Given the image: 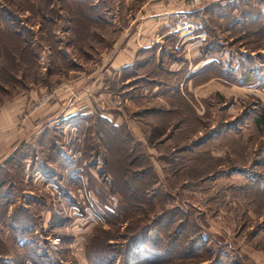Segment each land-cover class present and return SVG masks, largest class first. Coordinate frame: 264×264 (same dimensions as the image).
Returning a JSON list of instances; mask_svg holds the SVG:
<instances>
[{
  "label": "rangeland",
  "instance_id": "rangeland-1",
  "mask_svg": "<svg viewBox=\"0 0 264 264\" xmlns=\"http://www.w3.org/2000/svg\"><path fill=\"white\" fill-rule=\"evenodd\" d=\"M87 2L95 4L94 22L69 0H0V107L42 86L20 121L52 86L72 95L80 73L79 87L110 77V46L126 28L133 32L144 0ZM232 2L194 22L210 58L194 82L216 80L202 95L197 84L158 73L159 94L170 91L169 98L148 99L155 95L143 81L149 66L110 87L122 92L115 106L108 97L82 120L41 123L0 159V264H90L88 249L99 264H128L134 255L133 264H264V0ZM17 28L21 39L13 37ZM174 46L161 47L170 54L162 68L182 56ZM168 105L159 116L144 113ZM118 110L131 135L101 115ZM114 137L120 148L110 145Z\"/></svg>",
  "mask_w": 264,
  "mask_h": 264
},
{
  "label": "crops",
  "instance_id": "crops-1",
  "mask_svg": "<svg viewBox=\"0 0 264 264\" xmlns=\"http://www.w3.org/2000/svg\"><path fill=\"white\" fill-rule=\"evenodd\" d=\"M226 1L228 0H201L200 4L193 5L191 4V0H144L142 6H140L133 17V21L136 23L133 32L130 30L128 31V28H126L125 31L121 33V37H123L121 41L117 39V43L110 46V56L107 59V63L105 64L104 62L105 73L107 76L110 75L108 78L118 79L120 82L121 76H123L122 79L126 82L131 74L126 73L123 75L122 73V75H120L118 70L121 72L126 67L132 66L135 63L137 70L147 68L150 66V62H147L149 59L145 58L142 62L140 60H142L141 58H143L144 55L150 53L152 49H154L155 53L154 60L163 65L167 61L166 56L170 54L166 50L162 51L161 47L170 41L171 43L175 42L176 46L174 47L181 49L183 58L181 57L178 59L172 57L167 67L163 66L166 70L165 74L170 76L172 73L176 78V73L185 69L181 76V83H186L192 88H194V84H197L198 88H201L199 94L208 90L206 84L209 85L210 81L216 80H211L210 77L204 80L203 77L194 82L195 77L192 75L190 76L192 71L197 70L210 59L205 56L204 52L205 46H203L202 43L204 34L196 31L198 29H195L194 22L203 17V12H207V7L210 4H215L216 2L223 4ZM201 48L202 52H200ZM158 49H160L159 52ZM140 65L143 67L138 68ZM79 77H82V73L74 76L76 81L74 83L75 88L72 95L61 93L60 91L62 90L59 89L52 92V86V88L49 89L51 93L49 98L37 108L32 109L29 112L30 114L28 113L29 115L27 114L22 117L21 121L19 119L20 109L23 108V106L27 108L31 105V100L35 97L38 90L42 89V86L38 89L31 88L30 91H26L19 98H15L16 101L13 100L0 107V159L8 154L23 136H28L35 132V130L40 127L41 123H55L57 119H63L73 114L84 115L91 113V110H95V107L100 109L99 103L102 105L103 103L101 100L107 99L108 97L112 99L109 103L115 106V98L120 97V94H122V92H115L114 89L110 88L111 85L108 82V78H100L97 82L94 80L89 82L87 80L85 86L79 87ZM148 78L150 79L148 81L152 82L151 77L146 76V79ZM192 83L193 86L191 85ZM218 83L223 85L221 81ZM138 86L140 88L141 84ZM160 86L161 84L159 82H154L150 90L154 91L153 93H155L154 96L156 98L164 101V96L159 94ZM78 87L79 91H77ZM93 87L96 88L95 91H93L95 95L93 96L94 101L89 97ZM125 91L123 90V92ZM149 92L150 91H148L147 96H151L152 93ZM191 92L195 94V91L191 90ZM142 93L145 94L143 91ZM111 107L110 109H113ZM85 108H87V110ZM104 113L107 116L113 115L111 112L107 111ZM122 114L123 112H118L117 120L120 119ZM62 155H64L63 152ZM73 241L76 244L79 243V240Z\"/></svg>",
  "mask_w": 264,
  "mask_h": 264
},
{
  "label": "trees",
  "instance_id": "trees-1",
  "mask_svg": "<svg viewBox=\"0 0 264 264\" xmlns=\"http://www.w3.org/2000/svg\"><path fill=\"white\" fill-rule=\"evenodd\" d=\"M70 1V3H75L76 5L77 4H81V7L79 8V11H78V14H80V16L82 17V18H85V19H87V20H89V21H91V22H94V19L96 18V14L95 15H93V13L90 11V10H92V7L95 5V4H91L90 2H87V0H69ZM223 4H225V5H233V2H232V0L228 3V2H225V3H223ZM223 4H219V3H215V4H210L208 7H207V12H212V13H214V14H219V9H220V7H222L223 6V9H225L226 10V6L224 7V5ZM217 6V7H216ZM77 8H78V6H76ZM214 7H216V8H214ZM246 13H248L249 14V12L248 11H244V14H246ZM12 24V23H11ZM0 31H2V29H0ZM4 32H6V31H4ZM77 33V32H76ZM12 34H15V36H13V37H15L16 39H18V37L21 39V33L19 32V29L17 28V30L16 29H14L13 31H12ZM77 36H79V35H82V31L81 32H79L78 34H76ZM16 43H17V41H16ZM18 43H19V41H18ZM17 43V44H18ZM13 45V44H12ZM10 55H11V60L13 61H16L18 58H19V53H18V50H14L13 48H12V50H10ZM172 57H176V58H178V59H180L181 57L183 58V56H172ZM147 58L149 59V61H147L148 63L150 62V66H151V69L152 68H154V70H151V71H149L148 72V77H151V80H152V82L151 81H148V80H150L149 78L148 79H146V77H144L143 78V81H146L147 83H154V82H159L161 85H165V84H163L161 81L162 80H160V79H158L159 78V76H158V73H160L159 75H161V74H165L166 73V70L164 69V68H161V63H159V62H157V61H155L154 59H155V53H154V49H152L151 50V52L150 53H148L147 54ZM141 62H142V60H140ZM144 61V60H143ZM208 62V61H207ZM207 62L204 64V65H201L197 70H194V71H192L191 73H190V76L192 75L193 77H195V79L197 78V77H199L200 76V74L201 73H203L204 72V70H209V66H208V64H207ZM136 64V63H135ZM132 65V66H128V67H126L124 70H123V75L124 74H126V73H130V74H132V73H134V72H136V71H138L137 69H136V65ZM149 67V66H148ZM147 67V68H148ZM185 70V69H184ZM184 70H181L180 72H178V73H176L177 74V76L176 77H178L179 76V80H180V78H181V76H182V74H183V72H184ZM220 70V69H219ZM197 76V77H196ZM205 76V75H204ZM204 76H202V77H200V79H202ZM139 77H141V75L139 76ZM199 79V78H198ZM108 82L110 83V85H112L111 87L112 88H114L115 89V87H116V83L118 84L119 83V81H118V79H110V78H108ZM141 84V83H140ZM165 94L163 95L164 96V98H165V100H167V98H169V93H170V91H167V92H164ZM133 96H138L139 98H141L142 96L141 95H139L138 93H136V94H132ZM154 96V95H153ZM148 99H153V100H155V101H161V100H159L158 98H156L155 96L153 97V98H148ZM170 106L168 105V107H166V108H160V107H157V106H154V107H145V111L146 112H144V113H146V114H150V113H152V114H155V116H159V114H160V112L161 113H164L166 110H172L173 108H169ZM92 113H88V114H84V115H80V114H73V115H75V117H80L79 119L80 120H82V119H84V117L85 116H90ZM73 115H71V116H73ZM101 115H103V117L107 120V121H110V123L112 124V126H113V128L114 129H118L119 127H123V129H126V131L128 132V135L130 134L131 135V131L128 129V125H127V123L124 121V119H122V118H120L119 120H117V118L116 117H114V115H111V116H107V115H105V114H101ZM64 119V118H63ZM78 119V124H81L82 122H80V120ZM215 134H218V132H212V133H209L208 135H207V137H206V139L207 138H210L211 136H213V135H215ZM129 139V136H127V139H123V142H122V144H123V147H124V145L126 146V142H127V147H128V143L130 142V140H128ZM202 139V138H201ZM199 140L196 144H200V143H202V142H204V140ZM41 144H43L42 142H40ZM109 143H110V145H112L113 147L115 146V147H118V148H120V146H118V144H120L119 143V141H117L116 140V138L114 137L113 138V140L112 141H109ZM40 144V145H41ZM52 148V149H54V151L55 152H57V155L59 156L60 155V149H59V147L54 143V142H51V143H49V148ZM122 147V146H121ZM16 151V149H14V151L13 152H15ZM112 159H113V163L114 164H116V162L118 163L117 165H119V159L118 158H116V157H111ZM63 160H65V159H63ZM59 162V161H58ZM65 162V163H64ZM64 162H60V164H63V165H60V166H62V167H66V166H70L72 163H73V161H71V160H69V161H64ZM126 164H127V162H126ZM129 164H131V162H129ZM128 165V164H127ZM44 166H46V165H44ZM149 168H147L146 170H145V172L148 170ZM100 171V170H99ZM43 172V171H42ZM58 174L59 172H56V171H54V170H51V172H50V175H52V176H56L55 174ZM113 174H114V172H113ZM122 174L124 175L125 174V170L124 169H122ZM112 179L114 178H116V179H118L117 178V176L116 175H113V177H111ZM122 179H123V177H122ZM4 217L2 216L0 219H3ZM15 218H13V220H14ZM17 222V220H14L13 222H12V224L10 225L11 226V228H13V229H15L16 231H17V228H19L18 227V224L16 223ZM23 228H25V227H23ZM146 233V232H145ZM138 248H139V246H137ZM87 249H88V247H87ZM90 253L91 252H89V249H88V253H87V257H88V261L90 262V264H99V263H96V262H94L93 260H92V257H90L91 255H90ZM150 256H152L151 254H150ZM134 257H135V255L132 257V259H130L129 260V262H128V264H133L134 263ZM148 256L147 255H145L144 257H139V259L138 260H146L147 261V258ZM141 258V259H140ZM114 260L115 259H108L107 260V263H105V264H114ZM149 260V259H148ZM160 259H157V260H150V261H154V262H160L159 261ZM218 263V262H217ZM217 263H215V264H217Z\"/></svg>",
  "mask_w": 264,
  "mask_h": 264
},
{
  "label": "built area",
  "instance_id": "built-area-1",
  "mask_svg": "<svg viewBox=\"0 0 264 264\" xmlns=\"http://www.w3.org/2000/svg\"><path fill=\"white\" fill-rule=\"evenodd\" d=\"M200 3H201V0H191V4H193V5H197Z\"/></svg>",
  "mask_w": 264,
  "mask_h": 264
}]
</instances>
